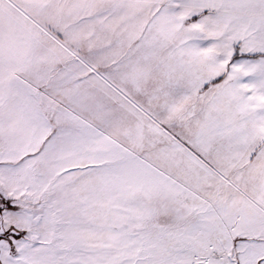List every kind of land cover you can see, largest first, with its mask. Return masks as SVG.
<instances>
[{
    "label": "snow or ice",
    "instance_id": "snow-or-ice-1",
    "mask_svg": "<svg viewBox=\"0 0 264 264\" xmlns=\"http://www.w3.org/2000/svg\"><path fill=\"white\" fill-rule=\"evenodd\" d=\"M0 264H264V0H0Z\"/></svg>",
    "mask_w": 264,
    "mask_h": 264
}]
</instances>
